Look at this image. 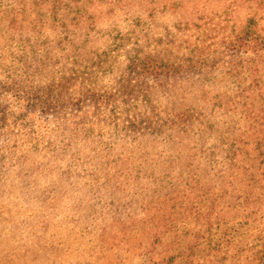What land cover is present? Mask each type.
Segmentation results:
<instances>
[{"label": "rangeland", "instance_id": "obj_1", "mask_svg": "<svg viewBox=\"0 0 264 264\" xmlns=\"http://www.w3.org/2000/svg\"><path fill=\"white\" fill-rule=\"evenodd\" d=\"M63 2L66 3L64 0ZM95 3H87L86 6L94 10L97 7H105V9L100 11L101 13L84 10V16L80 21L77 19L69 22L66 28L68 29L67 34H62L64 29L59 31L62 23L58 22L60 28L55 33V38L52 36L54 40H48L46 44H43V39L33 29V26L40 28L44 27L43 25L38 23L32 26L29 22L24 23L30 28L28 33L33 34L32 43L39 44L38 48L44 59L51 56L52 50H54L55 53L58 51V55L62 56L72 54L71 57L79 58L83 64L108 63L103 59L104 56L100 57L97 53L109 52L108 50L111 49L110 61L115 59L118 67L112 66L107 73L99 71L98 78L100 79L98 80H101L102 84L109 85L106 89L110 92L116 91L117 102L122 101L123 95L118 90L120 88L116 81L123 73V65L127 62L126 48L117 47L125 42L128 44V41L119 37L120 33H129L133 37V41L134 39L142 41L152 58H155V54L156 58L167 57L166 51H168L167 48H170L173 50L172 59L179 61L181 65L186 66L189 63L199 65L202 61L204 70L196 72L197 74L193 71L181 74L177 85L178 93L175 92V95L170 90L164 89L166 82L164 77L160 79L161 84L146 78L147 83L145 81L141 83L148 85L144 90L149 87L153 88L150 92L147 91L150 99L148 102L142 96L137 97L138 93H133L132 97L136 100L132 103L130 100L126 106H120L114 101V103L110 102L113 103L112 106H115H110V111L104 109V112L88 113L89 116L84 114L83 117L88 116L86 127H79L75 133L72 132V129L79 120L77 114L64 122V119L69 117L65 115L71 113L72 110L62 112L65 117H62L60 122L53 120L51 114L48 120H43L37 117L36 111L28 110L29 107L24 102L23 106L26 109L24 111L28 115L30 114L27 121L31 120L35 123L34 130L31 128L28 130L25 127L18 128L17 124L12 125L15 120L11 119L5 127L7 138H3V135L0 139V152L4 145H8L7 147L10 148L16 145L17 148L16 153L8 154V157H11L8 161L14 164V168L2 169L0 172L6 177L4 181H0V229H2L0 233V264L52 263L54 259H48L43 253L41 254V250L36 247L33 241L23 242L24 245L10 241L14 236L18 238L16 235L20 234L16 233L14 222L17 221L14 220L26 219L32 223L33 229L39 230L43 224L40 221L37 222L34 213L40 212L44 207V213L47 211L52 213L48 219L49 222L46 221L52 230L54 229L52 221L58 218V223L68 221L65 223L66 227L71 226L70 219L77 214L76 197L79 199L80 194L74 193V196L69 195V197H67L68 195L65 197L59 195L60 199L57 200L59 202H55V199H51V201L44 199L45 195L43 197L41 192L44 193L56 183H59L56 187L67 188L70 193L76 192L85 188V179H92L95 175H91L92 172L101 171L102 166L104 167L103 171L112 176L116 173L115 168L112 167V164L110 166L105 164L107 158L113 155L111 150L119 152L120 156L124 158H128L131 149L136 155H141L143 151L142 145L145 140L141 142L140 132L134 133L133 130L129 132L124 129L126 124L130 120L139 122L146 117L151 119L154 115L159 123L174 110L173 106H177L181 110L194 111L195 114L198 112L201 118L193 119L192 122L195 126H200L202 121V125H204L205 122L208 123L209 119L215 122L218 128L232 126L231 136L225 144V149L230 148L229 144L232 141L236 143L234 148H243L245 153L236 155L235 159H239V163L235 160L231 171L224 175L220 172V177L223 175L222 179L217 176L219 170L217 167L225 163V159L219 164L214 162L212 156L209 159L202 156L197 157L194 163L201 166L202 169L197 172L198 177L195 178L197 181L192 185H186V173L178 172L174 165H180L182 171L188 167L190 157L185 156L187 147L183 143H177L171 151L166 150L167 155L172 154L174 157L172 161H175V164L173 163V165L171 162V155L162 159L161 163H165V166L171 169L174 167L176 174V176L173 175L174 180L179 179L181 185L184 182L183 185H186L192 193V201L181 198L174 202L178 205L176 206L177 210L183 213L182 207H189L191 204L195 207V212L190 216L184 218L182 214L176 220L167 219L166 230L171 234H173L171 230H175L174 233L183 230V233L187 232L188 236L192 238L193 234L197 232L196 229L205 225L206 216L212 211L211 220L221 223L220 219L225 218L226 221H231L229 224H221L220 229L212 235L213 240L219 238L220 235L222 237L227 229L232 234V238L227 237V240L235 239V242H240L236 249L246 241L255 240L259 236L262 238L264 217L263 219L257 218L254 214L246 217L252 209L244 202V199L238 197L250 193L254 199L259 193L263 196L264 202V183L260 181L258 185H255L257 186L255 194L248 190L250 186L245 166L248 159L255 158L254 168L249 172L255 174L258 172L261 162L264 161V0H95ZM63 8L61 12L66 10L65 7ZM79 13L72 10L70 19L79 17ZM177 20L182 21L181 29L173 26ZM47 26L49 27V25ZM242 26H247L250 31L257 33V40H251L250 46L254 44V47L258 48L262 45L261 56L255 53V48L247 47L235 51L226 47ZM5 28L6 25L1 27L2 30ZM66 35L69 37L66 38ZM2 36L5 35L0 30V37ZM28 41L30 42V39ZM180 57H186L187 60L182 61ZM105 65L107 64H103V66ZM53 71H49V75ZM183 76L187 77L183 78ZM139 80V76L136 77V83H139ZM103 87L104 85H99L97 88ZM137 90L138 88L135 89V91ZM181 135L184 134L181 132ZM151 140L152 138L149 141ZM212 141L213 139L209 142ZM140 142L141 146L138 145ZM157 143L159 142H153L150 147ZM217 144L221 145V142L219 141ZM105 151H107L106 156L100 158L101 153H105ZM224 151L213 155L224 158ZM201 158H204V161ZM99 162L102 165H99ZM27 171L32 173L31 178L24 175ZM164 171L169 172L165 169ZM122 178L124 179V177ZM81 180L83 186L80 183ZM102 181L105 180L96 181V184L98 185ZM123 184H126L125 181ZM23 189L35 190L30 195L34 197L30 203L27 194H22ZM48 193L49 191H46V195ZM57 203H60V208H62H57L58 212H54L53 208L58 205ZM158 204L152 203V209ZM169 204H160L155 209H159L161 213H169ZM228 207L229 210H227ZM154 212V210L150 211L146 218H150ZM164 218L166 220L167 217ZM145 222L150 225L147 221ZM184 223H188V225L183 226ZM145 228L143 223L134 222L128 229L130 232L128 234L138 235L135 244L139 248L142 247L140 250L148 249L149 247H144L152 241L153 233H149V228L147 230ZM118 229L116 227L115 230H109V235L113 236L114 234L121 238L123 234L118 233ZM79 234L75 231L70 234H62V237H70L67 239L73 241V246L79 244L78 255L80 258L78 261L75 257L66 258L55 255L57 264H80V262L86 261L94 262V259L97 264H150L146 258L144 260L141 257L126 255L129 253H125L127 251L122 247L113 250L109 248L104 251L93 250V253L88 254L93 255V258H88L87 255V259L82 258V255L88 253L89 247L93 244L90 243L89 246L86 238L80 237ZM1 235H5L6 239ZM202 241L204 244H208L206 240ZM204 244L200 249H196L197 254L193 258L177 259L173 264H223L222 255L226 250L229 254L227 246L223 245L219 250H213L205 248ZM175 247L171 240L162 238L159 244L149 249L153 248L152 256L158 260L160 254L172 255ZM212 257L220 262L213 263L210 260ZM240 262L241 259H237L232 261V264Z\"/></svg>", "mask_w": 264, "mask_h": 264}, {"label": "trees", "instance_id": "obj_2", "mask_svg": "<svg viewBox=\"0 0 264 264\" xmlns=\"http://www.w3.org/2000/svg\"><path fill=\"white\" fill-rule=\"evenodd\" d=\"M64 1L66 3L63 0H0V30L5 35L4 37L2 36L3 39L0 37V139L3 135V138H7L5 127L11 119L15 120L12 125L17 124L18 128L25 127L28 130L29 128L34 130L35 123L31 120L27 121L30 114L25 113L24 102L29 107L28 110L36 111L37 117L43 120H48L50 114L53 120L58 122L61 121L62 117L69 116L64 119V122H66L71 116L77 114L79 120L74 127L75 129H72V132L75 133L79 130V127H86L88 113H92L93 111L104 112V109L110 111V106L114 102L120 106H126L130 100V103L136 100L132 97L133 93H138L136 94L137 97L142 96L148 102L150 100L148 97L149 92L153 88L149 87L145 89L146 91L144 90L148 85L141 83H143L142 81L147 83L146 78L161 84L160 79L164 77L166 79L164 89L170 90L173 94L176 92L177 94V85L181 74L191 71L197 74L196 72L204 70L202 61H200L199 65L195 63H189L186 66L181 65L179 61L172 59L173 50L170 48H167V57L156 58L157 55L155 54V58H152L142 41H135V39L133 41V37L129 33H120L119 37L122 40L128 41V44L125 42L117 47H125V51L127 52L125 53L127 62L123 65V73L119 75V79L116 81L120 88L118 90L123 95L122 101L117 102L116 91L110 92L106 89L109 85L102 84L101 80H98L100 79L98 78L100 76L98 75L99 71L107 73L112 66L118 67L115 59L110 61L112 57L111 49L108 50L109 52L97 53L100 57L104 56L103 59L108 63L90 62L89 64H83L79 58L71 57L72 54H64L62 56L58 55V51L55 53L54 50H52L51 56L44 59L43 55L40 54L39 44L32 43L33 34L28 33L30 28L24 23L29 22L32 26L38 23L43 25L44 27L40 28L33 26V29L36 33H39L43 39V44H46V41L54 40L53 37L55 38V33L60 28L58 22L62 23L59 31L64 29L62 34H67L68 29L66 28L70 21L77 19L80 21L84 16V10H94L91 7L87 8L86 4H96L95 0H90L89 2L86 0ZM63 7L66 10L61 12ZM104 9L105 7H97L94 11L100 12ZM72 10L78 11V13L81 11L79 13L80 16L70 19L72 17ZM181 20H177L173 26L181 29ZM3 25H6L5 30L1 29ZM68 37L69 35H66V38ZM257 38V33L250 31L247 26H242L226 47L235 51L247 47L255 48L254 44L250 46V42L251 40H257ZM29 39L30 42L28 41ZM258 48L254 49L255 53L261 56L263 46L260 45ZM181 59L182 61L187 60L186 57ZM103 64L107 65L103 66ZM51 70L54 71L49 75V71ZM138 76L140 82L136 83L135 79ZM99 85H104V87L98 89ZM136 88H138L137 91H135ZM172 109L174 110L168 114L167 121L165 119L158 123L154 115L151 119L146 117L139 122L130 120L126 124L124 129L129 132L130 130H133L134 133L140 132L141 142L145 140V143L142 145L140 142L138 145L143 146V151L141 155H136L133 152L134 150L131 149L128 158H124L120 156L119 152L111 150V154L113 155L107 158L105 164H109V166L112 164V167L115 168L116 173L112 176L106 174L102 166L101 171L97 173L92 172L91 175L95 174L92 179H85L84 183L86 185H84L85 188H81L82 190L79 189L76 192L70 193L67 188L56 187L59 184L56 183L49 190H46L49 191L47 195L46 191L44 193L43 191L41 192L43 197L45 195L44 199L47 201L55 199V202H59L57 201L60 199L59 195H62V197L68 195L67 197H69V195L74 196V193L80 194V202H78L79 199L76 197L77 214L70 219L71 226L66 227L65 223L68 221L58 223V218L52 221L54 227L52 230L50 224L46 223V221L49 222L48 219H50L52 213L48 211L44 213L43 210L45 209L42 207L40 212L38 211L34 215H36L37 222L40 221L43 226L39 230L33 229L30 221L15 219L14 221L17 222H14V227H16V233L20 234L16 235L18 238L14 236L10 241L16 244L33 241L36 247L41 250V254L43 253L48 259H54L52 261L53 264H57V260L54 258L56 257L55 255L65 256L66 258L75 257L77 261L80 258L78 255V251L80 250L79 244L73 246V241L67 239L70 238L69 236L62 237V234H70L72 231H75L77 234L80 233V237H85L89 246L90 243L93 244L89 247L88 253L82 255V258L85 259L87 257L93 258V255H88L89 253H93V250L104 251L109 248L113 250L115 248L121 249L120 247H122L127 251L125 253H129L126 255L146 258L150 264H173L177 259L193 258L197 254L196 249H200L204 244L202 240H206L208 244H204V247L207 249L219 250L223 245L227 246L229 254L226 250L222 255L221 260L223 264H232V261H236L237 259H241L239 264H264V235H262V238L259 236L255 240L246 241L238 249H236L238 247L237 244L240 242H235V239L227 240V237L232 238L229 229L223 233L222 237L220 235L219 238L213 240L212 235L220 229L221 224H229L231 221H226L225 218L220 219L221 223L211 220L212 211L206 216L207 219L203 218L205 219V225L198 227L196 229L197 232L193 234L192 238L188 236L187 232L183 233V230V232L177 231L175 233V230H171L173 234L166 230L167 219L176 220L182 214L185 218L195 212V207L191 204L189 207H182L183 213H181L182 211L177 210L176 206L178 205L174 202L181 198L192 201V193H190L186 185L194 184L197 181L195 179L198 177L197 172L202 169L201 166L194 163L197 157L202 156L209 159L212 156L214 157V162L219 164L225 159V163L217 167L219 169L217 176L222 179L224 173L231 171V168L235 165V160L239 163V159H235L236 155L245 153L243 152V148H234L236 143L232 141L229 144L230 148L225 149V144L229 136H231L230 129L232 126L218 128L216 123L210 119L204 125H202V121L200 122V126H195L192 122L193 119L201 118L198 112L195 114L193 113L194 111L188 109L181 110L177 106H173ZM66 110L72 111L65 116L62 115V112ZM113 110L115 109L113 108ZM84 114H88V116L83 117ZM181 132L184 135H181ZM150 138H152L151 141H149ZM211 139L213 141L209 142ZM219 141L221 145L217 144ZM153 142L159 143L150 147ZM177 143H183L187 147L185 156L190 157L188 167L183 171L180 170V165H176L179 167L174 165L175 161H172L174 158L172 154L168 155H171V162L172 164L174 163L173 165L177 171L186 173L187 177L185 181L187 180V184L185 186L183 185L184 182L182 185L180 184L179 179L174 180L173 175L176 176L174 167L171 169L166 167L165 163H161L162 159L169 157L166 154V150L169 149L171 151ZM7 146L4 145L0 152V172L2 169L14 168V164L8 161L11 158L8 157V154L16 153L17 148L16 145L12 148ZM222 150H225L224 158L223 156L215 157L213 155L215 153H217L216 155L220 154ZM106 152L101 153L102 156L100 158H104L105 154H107ZM204 158L201 159L204 161ZM255 162V158L248 159L245 165L247 181L250 186L248 190H251L254 194L256 193L255 190H257V186L255 185H258L260 181L264 183V161L261 162L257 173H249L253 170ZM99 165L102 164L99 162ZM112 167L111 169H113ZM164 169L169 172H165ZM220 172L223 174L221 177ZM24 175L32 177V173L28 171ZM5 178L4 174H0V181H4ZM99 180L105 181L97 185L96 181ZM123 181L127 185L123 184ZM80 183L83 186L82 180ZM61 189L62 192H60ZM34 192L35 190H22V194H27L28 198H30L29 203L34 198L30 196ZM257 194L254 199L250 193H246L238 198L244 199V202L252 209L246 217L254 214L257 218L263 219V196L259 195V193ZM154 202L159 203L158 206L170 203L169 213H161L159 209H155L158 206L152 209L151 204ZM57 204L53 208L54 212H58L57 208H62H60V203ZM229 207L227 210H229ZM152 210L155 212L147 219V215ZM164 217H167L166 220ZM145 221L150 223V225H147ZM134 222L143 223L146 226L145 230L149 228V233H153L152 241L144 248L152 246L154 248L161 242L162 238H165L171 240L173 245L176 246L172 255L165 256L160 254L157 260L156 257L152 256L154 252L152 251L153 248L140 250L142 247L139 248L135 244L138 235L132 236L128 234L130 233L128 229ZM186 225L188 223L183 224V226ZM116 227L119 228L118 233L123 234L121 238L114 236V234L113 236L109 235V232L115 230ZM48 230L50 231L49 234ZM1 232L2 229H0ZM1 237L6 239L5 235H1ZM18 239L20 241H17ZM144 260L142 261L145 262ZM210 260L213 263L220 262L215 257L210 258ZM80 264H97V261L94 259V262L86 261L80 262Z\"/></svg>", "mask_w": 264, "mask_h": 264}]
</instances>
